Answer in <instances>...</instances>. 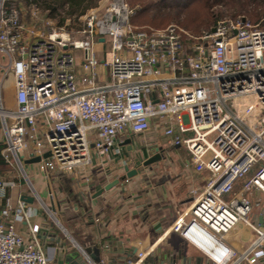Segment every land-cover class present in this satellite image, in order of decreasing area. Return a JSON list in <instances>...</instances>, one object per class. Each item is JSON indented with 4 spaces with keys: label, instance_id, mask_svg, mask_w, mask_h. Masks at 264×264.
Instances as JSON below:
<instances>
[{
    "label": "built area",
    "instance_id": "1",
    "mask_svg": "<svg viewBox=\"0 0 264 264\" xmlns=\"http://www.w3.org/2000/svg\"><path fill=\"white\" fill-rule=\"evenodd\" d=\"M8 1L0 0L4 160L24 173L31 151L40 172L73 173L94 154L124 155L127 135H145L153 119L166 118L170 145L183 147L202 181L165 235L178 234L206 264H264V25L219 19L185 45L177 27L134 30L126 0H101L74 36L26 26ZM8 74L15 109L4 104ZM7 186L0 182V198ZM30 216L21 202L3 211L0 264H51L40 227L28 237L16 229ZM238 224L251 231L241 249L228 242ZM152 252L139 250L126 264H143Z\"/></svg>",
    "mask_w": 264,
    "mask_h": 264
},
{
    "label": "crops",
    "instance_id": "2",
    "mask_svg": "<svg viewBox=\"0 0 264 264\" xmlns=\"http://www.w3.org/2000/svg\"><path fill=\"white\" fill-rule=\"evenodd\" d=\"M99 72L104 69L100 67ZM9 87L13 89L14 102L6 107L15 109L13 74L3 88ZM166 120L153 119L152 129L145 135H127L130 144L124 155L94 154L91 165L73 173L40 172L36 164L27 162L31 151L24 153L25 174L8 167L1 160L5 139L0 133V182L8 185L6 198H0V222L7 220L3 211L8 204L16 209L19 202L23 203L31 216L16 222V229L28 237L31 227L38 225V237L53 256L51 264H88L87 258L103 260L104 264H126L127 259L150 246L153 252L143 264H206L205 258L178 234L165 235L188 205V195L201 184L191 174L193 166L183 147L171 146L169 139L161 135L158 128ZM155 149H159L162 159L138 167V162L152 157ZM162 162H171L170 174L153 172ZM125 165L130 170L137 169L138 174L123 179ZM117 179V185L97 195ZM184 179L195 186L184 189ZM26 197L34 198V202L27 203ZM250 237L251 231L238 224L228 235V242L241 249Z\"/></svg>",
    "mask_w": 264,
    "mask_h": 264
},
{
    "label": "trees",
    "instance_id": "3",
    "mask_svg": "<svg viewBox=\"0 0 264 264\" xmlns=\"http://www.w3.org/2000/svg\"><path fill=\"white\" fill-rule=\"evenodd\" d=\"M22 1L26 7L37 8L43 12L46 19L54 21L59 29H71L67 23L71 22L77 26V31L83 28L81 19L91 10L99 7L101 0H9L6 7H14ZM128 5L134 9L129 23L134 30L148 31L153 28H162L170 23H177L184 28H200L216 23L214 19H201L196 22L190 20L180 21L179 18L185 9L200 8L201 11H210L213 7L223 6L230 10L231 19L239 16L246 18L252 23L264 24V0H126ZM198 16V15H197ZM196 16V17H197ZM214 21V22H213ZM206 30V31H207ZM76 31V32H77ZM1 160L10 168L4 158Z\"/></svg>",
    "mask_w": 264,
    "mask_h": 264
},
{
    "label": "rangeland",
    "instance_id": "4",
    "mask_svg": "<svg viewBox=\"0 0 264 264\" xmlns=\"http://www.w3.org/2000/svg\"><path fill=\"white\" fill-rule=\"evenodd\" d=\"M17 7L20 9V12L22 14V19L23 22L26 26H36V29L39 31H46V33H53L54 31H60V30H64L67 31L71 34H73L74 36H77V26H75L74 24H72L71 22H68L67 25L71 26V29H67V28H57L55 26L54 21H50L49 19H46L45 15L43 14V12H41V10L37 9V8H29L26 7L24 5V3L22 1L19 2V4L17 5ZM230 10L226 7H221V6H216L213 7L209 12L208 11H201L200 8H190V9H185L184 12L181 14L179 20L182 21H186V20H190V22H196V20H201V19H207V17H209V19H214V21L219 20V19H230ZM198 15V16H197ZM197 16V17H196ZM213 21V22H214ZM49 22L50 26H45L46 23ZM81 22H83V19H81ZM212 25V22L209 21L207 25H202L200 28H184L181 25H178L177 23H170L169 25L162 27V28H153V29H164L167 28L169 26H175L177 27V29H179L182 33V37L184 38V43L185 45H189L192 38L195 36H198L201 32L206 31L207 28H209V26ZM264 25V24H262ZM101 69L103 70V68L101 67ZM11 78V74H8L6 77H4V86L6 85V81L7 79ZM4 89V88H3ZM3 95H4V104H5V108H7L6 106L12 105V103L14 102V93H13V89L12 87H9L8 89H4L3 90ZM156 119H165V118H156ZM170 124L169 121H165L162 122L159 126V131L161 132V135L163 136V138L165 140L168 141L169 137L168 135H166V131L169 128ZM177 126V124L175 123V127ZM2 129L0 128V133H2ZM191 133H188L186 136H190ZM171 162H162L161 164L157 165L154 169L153 172L158 173L159 175H166V174H170L172 172V167L170 166ZM173 165V164H172ZM178 173V172H177ZM25 174V173H24ZM191 174L193 175V178L198 180L199 184L200 181H202V176L195 173L194 170L191 171ZM175 175V174H174ZM184 189L187 188L188 186L194 187L195 185L192 186V182L191 181H187L186 179H184ZM200 180V181H199ZM194 184V183H193ZM196 189V188H195ZM192 193H190L188 195L187 200L185 201L186 204H189L192 201Z\"/></svg>",
    "mask_w": 264,
    "mask_h": 264
},
{
    "label": "water",
    "instance_id": "5",
    "mask_svg": "<svg viewBox=\"0 0 264 264\" xmlns=\"http://www.w3.org/2000/svg\"><path fill=\"white\" fill-rule=\"evenodd\" d=\"M211 31L214 32V29H211ZM101 41H103V40H101ZM126 143L130 144V140H127ZM129 150L131 151L132 147L129 146ZM48 157H50V153H46L43 156V158H48ZM161 159H162V155H161L159 149H155V153H154V155H152V157H150L149 159H147L143 163L141 161L138 162V167H140V166H144V167L149 166L151 164H154V163L160 161ZM40 161H41V157H33L27 162L31 163V164L32 163L36 164V163H39ZM124 170H125L126 175H125V177L123 179L132 178V177H134L135 175L138 174V170L137 169L130 170L128 165L124 166ZM118 183H119V180L117 179L116 181L106 185L105 188L103 190H101L97 195H101L104 191H109L110 189H112ZM25 201L27 203H33L34 202V198L26 197Z\"/></svg>",
    "mask_w": 264,
    "mask_h": 264
}]
</instances>
